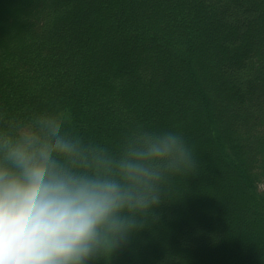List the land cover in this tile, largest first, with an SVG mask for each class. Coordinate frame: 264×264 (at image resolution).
I'll return each mask as SVG.
<instances>
[{
	"label": "trees",
	"instance_id": "obj_1",
	"mask_svg": "<svg viewBox=\"0 0 264 264\" xmlns=\"http://www.w3.org/2000/svg\"><path fill=\"white\" fill-rule=\"evenodd\" d=\"M45 119L89 159L142 129L193 155L92 264H264V0H0V136Z\"/></svg>",
	"mask_w": 264,
	"mask_h": 264
},
{
	"label": "clouds",
	"instance_id": "obj_2",
	"mask_svg": "<svg viewBox=\"0 0 264 264\" xmlns=\"http://www.w3.org/2000/svg\"><path fill=\"white\" fill-rule=\"evenodd\" d=\"M193 164L183 137L166 129H142L118 157L90 159L50 119L0 136V264L110 260Z\"/></svg>",
	"mask_w": 264,
	"mask_h": 264
},
{
	"label": "rangeland",
	"instance_id": "obj_3",
	"mask_svg": "<svg viewBox=\"0 0 264 264\" xmlns=\"http://www.w3.org/2000/svg\"><path fill=\"white\" fill-rule=\"evenodd\" d=\"M249 35V34H248ZM160 67V66H159ZM168 69V68H167ZM191 69L193 70V68L191 67ZM197 79V78H196ZM199 81V78L197 79V82ZM209 84H211V86H212V82H210ZM205 109L207 110V106H205ZM260 188L262 189V186H260ZM132 244V246H130V250L132 251L133 249H137L138 248V252L136 253V256L137 257H140L141 255H140V253H143L145 250H146V246H144V245H141V244H136V243H131Z\"/></svg>",
	"mask_w": 264,
	"mask_h": 264
}]
</instances>
